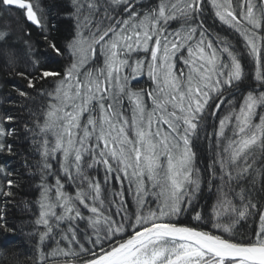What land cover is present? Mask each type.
Returning a JSON list of instances; mask_svg holds the SVG:
<instances>
[{"label": "snow or ice", "instance_id": "obj_1", "mask_svg": "<svg viewBox=\"0 0 264 264\" xmlns=\"http://www.w3.org/2000/svg\"><path fill=\"white\" fill-rule=\"evenodd\" d=\"M0 264H264V0H0Z\"/></svg>", "mask_w": 264, "mask_h": 264}]
</instances>
